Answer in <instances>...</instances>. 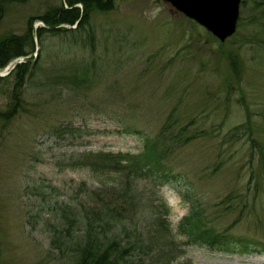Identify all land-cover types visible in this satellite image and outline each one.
Here are the masks:
<instances>
[{
	"label": "rangeland",
	"instance_id": "374dc122",
	"mask_svg": "<svg viewBox=\"0 0 264 264\" xmlns=\"http://www.w3.org/2000/svg\"><path fill=\"white\" fill-rule=\"evenodd\" d=\"M63 5L13 3L0 37ZM240 8L221 43L163 0H115L0 70L5 112L13 69L31 62L19 110L0 118V264H76L83 210L123 194L122 217L96 231L129 249L122 264H264V0ZM162 134L170 183L129 179L103 157ZM194 210L235 252L188 242L179 226Z\"/></svg>",
	"mask_w": 264,
	"mask_h": 264
},
{
	"label": "trees",
	"instance_id": "16d2710c",
	"mask_svg": "<svg viewBox=\"0 0 264 264\" xmlns=\"http://www.w3.org/2000/svg\"><path fill=\"white\" fill-rule=\"evenodd\" d=\"M24 0H0V22L5 17L7 9L17 2ZM65 5L51 8L46 14L38 18H33L28 22V27L23 35L8 34L0 37V70L5 69L15 59L20 57H29L36 48V40H41L46 33L54 35L60 32H67L69 29L61 28L62 25H74L79 22L78 29L89 24L91 14L94 11L108 12L114 9L115 0H65ZM81 3L83 9L75 7ZM40 19L45 23L44 27L35 28V20ZM29 60L25 63L17 64L13 69L16 71L15 89L11 94V103L7 111H0V118L10 121L20 108V96L18 91L28 73ZM12 71V72H13ZM2 80V77H0ZM165 134L156 139H146L144 149L139 154H118L103 155L121 169L120 173L129 179L134 175H143L145 177H156L161 184L170 183L167 178L168 170L166 169V159L169 155L170 140H165ZM255 141V139H253ZM259 155L262 165H264V148L263 144H258ZM116 166V167H117ZM115 194L117 192L113 191ZM111 193V192H110ZM103 196V197H101ZM101 201L105 200V195H101ZM111 196V195H110ZM127 194L108 200L103 209L87 208L83 210L85 235L84 239L77 245L76 264H122L127 262L129 249L123 246L114 236L100 237L96 234L98 225L112 227L118 219L122 217L124 205L120 203ZM120 221V220H119ZM72 223V221L70 222ZM99 223V224H98ZM101 228L103 226H100ZM182 235L187 237L190 244H200L211 247L214 250L223 253H233V243L227 240L224 235L215 233L209 229L202 218L200 211H193L190 216L184 219L179 226ZM249 253L247 250L241 252Z\"/></svg>",
	"mask_w": 264,
	"mask_h": 264
},
{
	"label": "water",
	"instance_id": "95a60500",
	"mask_svg": "<svg viewBox=\"0 0 264 264\" xmlns=\"http://www.w3.org/2000/svg\"><path fill=\"white\" fill-rule=\"evenodd\" d=\"M163 1L177 12L205 27L221 42H225L237 31L242 0Z\"/></svg>",
	"mask_w": 264,
	"mask_h": 264
},
{
	"label": "bare ground",
	"instance_id": "6f19581e",
	"mask_svg": "<svg viewBox=\"0 0 264 264\" xmlns=\"http://www.w3.org/2000/svg\"><path fill=\"white\" fill-rule=\"evenodd\" d=\"M79 4H81V3H79ZM79 4H77L75 7H78V8H80V9H83V5L81 4L82 7H80ZM66 7H68V6H66ZM12 63H13V62H12ZM12 63H10V64L8 65V67H10V65H11Z\"/></svg>",
	"mask_w": 264,
	"mask_h": 264
}]
</instances>
